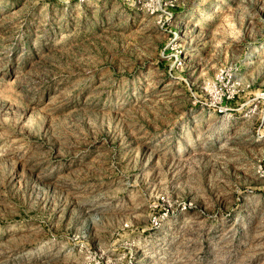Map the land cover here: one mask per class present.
I'll use <instances>...</instances> for the list:
<instances>
[{
    "label": "rangeland",
    "instance_id": "1",
    "mask_svg": "<svg viewBox=\"0 0 264 264\" xmlns=\"http://www.w3.org/2000/svg\"><path fill=\"white\" fill-rule=\"evenodd\" d=\"M0 264H264V0H0Z\"/></svg>",
    "mask_w": 264,
    "mask_h": 264
}]
</instances>
